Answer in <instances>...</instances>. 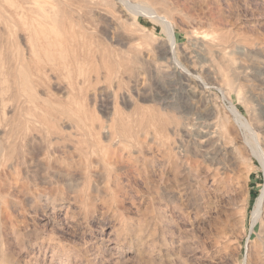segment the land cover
<instances>
[{
  "label": "rangeland",
  "instance_id": "obj_1",
  "mask_svg": "<svg viewBox=\"0 0 264 264\" xmlns=\"http://www.w3.org/2000/svg\"><path fill=\"white\" fill-rule=\"evenodd\" d=\"M135 1L149 2L169 16L179 70L190 71L187 76L176 72L168 55L160 57L157 44L168 37L142 16L129 14L123 26L114 28L87 15L86 37L122 50L125 63L137 68L143 85L130 96L142 113L174 115L189 126L198 124L199 130L209 128L220 143L229 134L233 142L213 164L202 160L198 146H190L188 153H180L183 164L175 169L167 150L170 132L164 137L141 133L138 138L145 143L138 147L118 143V136L108 141L104 131L111 127L113 110L105 92L88 102L97 118L87 122L80 102L61 95L55 106L66 108L78 124L59 129V145H66V151L60 150L51 168L45 162L32 165L31 177L8 170L2 180L0 264H264L260 247L258 258L248 254L251 245L264 241V223L252 225L264 169L248 144L252 136L234 116L237 112L249 119L264 148V0ZM105 8L116 14L126 11L111 3ZM130 30L137 33L130 43L149 53L147 62L135 63L126 53L127 44L120 45ZM207 42L213 44L210 51ZM100 66L99 86H104L112 65ZM149 66L161 69L159 76ZM116 81L111 79L113 85ZM126 93L121 89L117 95L120 112L125 120L138 118L133 106L120 99ZM98 124L104 127L97 136L93 127ZM96 139L100 145L113 144L103 152L91 145L89 162L69 144ZM4 140L10 144L11 135ZM113 149L117 165L108 157ZM34 175L44 183L34 182ZM48 176L56 180L54 185L48 184ZM36 193L52 199H35Z\"/></svg>",
  "mask_w": 264,
  "mask_h": 264
},
{
  "label": "bare ground",
  "instance_id": "obj_2",
  "mask_svg": "<svg viewBox=\"0 0 264 264\" xmlns=\"http://www.w3.org/2000/svg\"><path fill=\"white\" fill-rule=\"evenodd\" d=\"M110 3L113 6H123L126 11H118L117 14L108 11L105 6ZM164 13L157 12L149 2L138 3L135 0H0V190L4 188L2 180L8 170H14L18 176L23 174L26 177L29 174L31 177L29 170L32 165L37 167L41 165V162H45L46 166L51 168L60 158V150L66 151L64 150L66 145H59V129L63 125L77 127L78 124L66 108L55 106L61 101V95L80 102L84 108L83 120L87 122L88 120L93 121L95 118V114L91 115L89 112L88 107L91 102H88L92 99L96 100L98 94L105 92L113 110L111 127L107 130L104 129V133L110 137L108 141L118 136V141L115 140L118 143L138 147L140 142L145 143L138 138L141 133L151 132L156 136L164 137L170 132L173 135V140L167 143V150L175 169L183 164L180 153L182 156L188 153L190 146H198L199 156L204 162L210 160L213 164L217 157L225 155L227 145L233 142V137L230 134L224 136L223 142L220 143L214 139L209 128L199 130L194 126L198 124L189 126L188 122L181 121L174 115H161L158 110L151 114L142 113L138 101L130 96V93L137 91L139 86L143 85L137 68L125 63L122 50L103 42L93 44L92 40L85 35L84 23L87 20V15L105 21L114 28L123 26V19L129 14L142 16L144 19L160 25L168 37V40L157 44L160 57L168 55L176 72L180 76H187L190 71L187 70L185 73L186 71L179 70L178 65L181 64L176 58V40L172 33V24L169 16ZM106 28L109 29L107 26ZM125 34L126 41L120 45L127 44L126 53L135 63L147 62L149 53L141 51L137 45L130 43L131 39L137 35L136 31L130 30ZM206 48L209 51L212 50L213 44L207 42ZM223 58L226 62L230 61V57L224 54ZM106 62H110L112 65L106 74L109 83L99 86L102 74L100 65L105 66ZM191 68L192 71L196 69L195 67ZM148 70L157 76L162 71L153 66H149ZM116 77L117 83L113 85L111 79ZM121 89H126L127 95L126 97L121 96L120 99L133 106L135 114H139L138 118L132 117L125 120L122 116L117 104V95ZM235 115L241 127L252 136L248 144L264 169V148L254 132L252 123L247 117H241L237 112ZM103 127L102 124L93 127L94 133L98 136L102 133ZM7 135L12 137L10 144L9 141L7 143L4 140ZM133 136L135 138L131 140L130 138ZM176 136L177 138H174ZM179 136L186 137V141L178 138ZM77 142L71 141L69 144L76 148L86 162H89L91 145L96 149L100 148L103 152L113 144V142H108L107 145H100L98 139L93 143ZM113 148L115 147L113 146ZM179 148L182 149L179 150ZM116 154V149H113L108 156L115 164L117 162ZM177 159H180V162ZM215 168L217 174L219 168ZM206 170L210 171L209 167H206ZM32 177H34V182L37 183V180H40L41 183H44L42 176L34 175ZM213 178L214 181H217L216 175ZM46 179L50 186L56 183L52 176H48ZM43 197L47 201L52 199L49 194L44 193H36L34 198L41 199ZM258 222L264 223V188L252 213V225ZM258 247L264 255V241L260 239L255 245L249 247L248 254L253 259L259 257Z\"/></svg>",
  "mask_w": 264,
  "mask_h": 264
}]
</instances>
